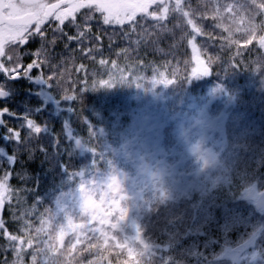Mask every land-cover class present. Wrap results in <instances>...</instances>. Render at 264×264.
Listing matches in <instances>:
<instances>
[{
    "label": "trees",
    "instance_id": "trees-1",
    "mask_svg": "<svg viewBox=\"0 0 264 264\" xmlns=\"http://www.w3.org/2000/svg\"><path fill=\"white\" fill-rule=\"evenodd\" d=\"M183 3L190 5L185 9L191 14L187 23L184 17L175 15L161 21L140 15L130 22L135 25L134 31L129 22L106 25L96 12L85 20L89 11H83L76 17L83 33L79 49L77 41L68 42L62 34L78 35L69 21L45 35L47 39L57 37L52 46L54 59L50 61L56 67L42 65L34 75L52 77V84L59 77L69 94L81 98L64 101L56 89L48 88L52 102L47 104L33 91L38 85L28 83L20 85L19 93L11 94L7 102L10 113L17 116L5 115L2 119L6 127L0 126V176L7 171L12 188L2 225L10 237L25 240L29 246L18 248L0 234V264H200L206 242L217 240L223 233L229 235L234 229L232 221L239 212H245L241 211L244 192L254 183H261L264 190V56L260 50L264 49V0ZM152 11L158 12L159 7L156 5ZM190 40L209 74L184 81L195 66L188 47ZM39 43H33L32 48H38ZM163 65H172L178 74L172 84L176 100L173 111L182 107L189 113L181 102L189 105L194 99L203 104L209 99L206 94L221 91L230 100L226 112L241 122L258 121L256 133L238 139V150L221 182L207 183L193 192H178L160 201L144 199L137 238L130 237L133 233L127 227L116 229L105 220V233L85 229L62 236L59 244L60 221L69 216L58 208L61 199L81 185L85 187L90 176L99 180L96 192L105 193L103 197L109 199L110 175L128 170L126 162L113 152L112 144L117 145L128 134L131 118L145 111L143 100L135 99L132 89L137 83L150 85V79ZM121 76L134 83L99 86L101 80H119ZM94 82L97 88L91 90ZM0 84L6 83L3 80ZM22 117L45 126L44 132L32 134L30 146L35 151L31 157L23 145L29 130ZM175 123L165 122L166 132ZM7 127L19 130L20 144L5 139L9 135ZM12 157L16 159L11 163ZM21 170L23 178L18 175ZM251 213L250 228H256V257L246 264H264V214L252 207Z\"/></svg>",
    "mask_w": 264,
    "mask_h": 264
},
{
    "label": "rangeland",
    "instance_id": "rangeland-1",
    "mask_svg": "<svg viewBox=\"0 0 264 264\" xmlns=\"http://www.w3.org/2000/svg\"><path fill=\"white\" fill-rule=\"evenodd\" d=\"M167 2L171 3L173 0H167ZM155 6V4L152 5L149 11H152ZM80 11L90 10L80 9ZM79 12L75 15L77 16ZM96 14L103 20L99 12ZM140 15L137 14V16ZM69 20H65L64 24ZM57 23L55 27H57ZM5 41L6 35L0 31V52H2ZM188 47L192 52V59L194 55L192 47L196 51L195 55L198 56L197 47L193 42L189 43ZM193 62L194 67H197L195 59ZM200 65L201 67L205 66L202 60H200ZM163 66L164 68L156 71L155 77L159 78L160 73H163L164 78L172 80L174 83L178 76L176 70L172 65ZM199 76L201 75L197 77ZM153 78L150 79V85L143 84L141 87L135 86L132 89L133 97L139 102L143 100L145 111L139 112L135 118H131L128 134L122 137L117 145L112 144L113 152L129 166L125 174L115 172L123 180L126 192L111 174L110 187L107 190H111L112 194L111 198L106 199L103 197L105 193L99 195L96 192L99 190L97 188L99 187L98 178L88 177L85 187L81 185L72 195L64 196L58 203L59 210L69 215L63 222L60 221L59 244L63 242L62 236L82 233L85 229L105 233L108 229L105 230V220L116 229L127 227V230L133 233V237H130L137 238L140 211L145 197L149 194L144 191L148 185L143 171L145 166L159 177L157 183L167 190L168 196H174L178 192H193L195 189L204 187L207 183L212 185L221 182L225 168L229 167L232 155L238 150V139L256 133L258 121L247 119L245 122H241L242 120L234 119L229 115V112H226L229 110L230 100L227 95L221 94V91H212L206 94L209 99L203 104H199L198 100L194 99L190 101L189 105H186L185 101L181 102L182 106L185 105L184 107L190 109L189 113L182 107L173 111V102L176 101L173 83L166 86L154 85L151 83ZM22 82L25 85L28 83H30L29 85H38L39 89L36 87L32 90L42 96L47 104L52 102L48 88L42 82L31 79H22ZM11 94L16 96L13 91ZM9 106L10 103H5V106H0V108L7 107L9 109ZM174 108L176 109V107ZM191 110L194 112L191 113ZM5 115L7 114L0 116V119ZM168 121L176 122L168 131L169 133L163 127L164 123ZM114 126L115 124L112 125V127ZM167 136L169 138L166 143ZM201 137L204 139L205 146L212 150L216 158L214 167L206 172L197 170L187 152V144ZM77 147L81 148L80 144ZM262 186L261 183L259 185L254 183L244 192L242 197L244 204L241 211L245 212H239V215L232 221L230 225L231 227L234 225V229L229 235L223 233L217 240L205 241L206 246L200 256V264H246L250 259L256 257V228H250L252 218L250 216H252L251 207L253 208L255 200L264 191ZM9 194L10 189L0 185V197H3L5 203ZM252 223L254 224V218ZM195 231H199V229L195 228ZM0 234L13 245H17L18 248L25 246L27 249L29 246V242L25 240L10 237L3 225L0 226ZM59 237L61 238L59 239ZM42 245L45 247V238Z\"/></svg>",
    "mask_w": 264,
    "mask_h": 264
},
{
    "label": "snow or ice",
    "instance_id": "snow-or-ice-1",
    "mask_svg": "<svg viewBox=\"0 0 264 264\" xmlns=\"http://www.w3.org/2000/svg\"><path fill=\"white\" fill-rule=\"evenodd\" d=\"M157 5L159 11H149L152 5ZM186 8H190V5L183 3V0H173L169 3L167 0H10V2L5 6V8L0 11V30H3L8 39L3 45V51L0 52V73L11 81H21L22 79H31L33 81L42 82L49 89H56L57 93L60 94V98L64 101H79L80 97L69 94L66 89L61 85L60 78L57 77L56 83H50L52 77L45 76L44 74L32 75L30 70L33 68L39 69L42 65L45 67L51 66L53 69L56 67L54 63H50L51 59H54V53L52 52V46H54L57 37L53 36L52 39H47L45 36V31L42 29L49 19H52L57 23V29L64 24L65 20H69L77 30L78 35H68L62 33L66 38V41H77L76 47L79 49L81 47L80 37L83 33L80 32V25L76 24V13L80 9H89L90 11L84 15V19H91V12H99L103 18V23L108 25H124L126 22H132L136 19L137 14H141L142 17H150L154 20L161 21L166 19L169 15H175L177 18L184 17L186 23L190 19V12L186 11ZM188 15H185V14ZM130 28L132 31L135 30V25L130 23ZM62 31V30H61ZM127 36V33H125ZM39 37V48L35 50L32 55L36 56L37 59L31 60L26 66L22 65L21 56L28 54L27 52L17 53L15 47L25 45L30 39ZM99 39V37H96ZM191 44L192 41L190 40ZM64 47L67 48L68 44L65 43ZM262 56H264V49H260ZM83 51L87 52L88 49L84 48ZM193 51V59H195L197 67L192 68V75L186 77L184 81H189L193 77L198 75H208V67H201L199 56L195 55L196 51ZM249 55L252 54L251 51L248 52ZM239 53L236 56H239ZM7 60V63H5ZM264 60V59H262ZM103 64L104 61L102 60ZM240 61H237L239 64ZM56 76V73H52ZM115 83L132 84L134 81L127 80L123 76L119 80L110 77L109 80H101L99 82L100 87H112ZM154 85H170L173 83L172 80L164 78V74L160 73L159 78L154 77L151 81ZM137 87H141L139 83L136 84ZM6 84H0V99L6 98L7 91ZM97 88L96 83L92 84L91 90ZM81 92L85 91L84 88L80 89ZM74 111V109H71ZM4 114H11L17 116L15 113H10L7 107L0 108V116ZM25 120V125L29 130L28 134L23 139V145L31 157L35 149L31 147L32 134L42 133L45 131V126L42 127L41 124L35 122L29 117H22ZM0 126H5L6 123L3 119H0ZM67 128V125H66ZM7 133L9 135L5 136V139H13L20 144V132L18 129H13L7 127ZM70 134V132H69ZM79 143V141H77ZM41 152L45 153L47 156V150L41 146ZM16 157L11 158V163L14 162ZM23 178V171L18 173ZM10 174L5 171L2 176H0V185L12 189L9 184ZM7 199V198H6ZM143 259V257H141Z\"/></svg>",
    "mask_w": 264,
    "mask_h": 264
},
{
    "label": "clouds",
    "instance_id": "clouds-1",
    "mask_svg": "<svg viewBox=\"0 0 264 264\" xmlns=\"http://www.w3.org/2000/svg\"><path fill=\"white\" fill-rule=\"evenodd\" d=\"M187 152L192 158V162L199 172H206L216 164L215 155L210 148L205 146V142L202 137L189 142L187 144ZM143 171L148 181V185L146 186L144 191L149 192V195L145 197V202L160 201L161 199H166L168 197V192L165 188L157 183L159 177L153 174L147 166H145ZM113 175L118 180L121 188L126 192L124 182L121 177L115 174V172H113Z\"/></svg>",
    "mask_w": 264,
    "mask_h": 264
},
{
    "label": "flooded vegetation",
    "instance_id": "flooded-vegetation-1",
    "mask_svg": "<svg viewBox=\"0 0 264 264\" xmlns=\"http://www.w3.org/2000/svg\"><path fill=\"white\" fill-rule=\"evenodd\" d=\"M9 2H10V0H7L5 2V4L7 5ZM49 2H51V0H49ZM81 13H82V11H80L78 13V15L81 14ZM56 23H57L56 21H54L52 19H49V21H47L44 25H42V29L46 30L45 34H47L50 30L56 28L55 27ZM0 31L3 32L6 35V33L3 30H0ZM7 39H8V36L6 35V40ZM37 41H39V37H36L34 39H30L25 45H19V46H15L14 45V46H11V47H15L16 48L17 53H23V52H27L28 53V54H25V55L21 56V60L23 61V64H22L23 66L27 65L29 62H31V60H33V57H35L34 59H37L36 56L32 55V53L39 48V44H38V48H34V49L32 48L33 43H35ZM2 51H3V49H2ZM5 63H7V60H5ZM30 72L33 75L34 72H35V69L34 68L31 69ZM3 80L6 83L7 88L9 89V90L5 89V90L10 95H11V91H13L16 94H18L19 93V89L21 88V86L23 84H25L24 82H22V80L21 81H11V80L7 79L4 75L1 76V74H0V83H2ZM10 89H11V91H10ZM0 106H5V103L0 102Z\"/></svg>",
    "mask_w": 264,
    "mask_h": 264
},
{
    "label": "water",
    "instance_id": "water-1",
    "mask_svg": "<svg viewBox=\"0 0 264 264\" xmlns=\"http://www.w3.org/2000/svg\"><path fill=\"white\" fill-rule=\"evenodd\" d=\"M7 0H0V11H2L6 4ZM2 18V17H0ZM8 99V94L6 95V98L0 99V101H5ZM254 209L258 212L264 213V191L257 197V199L254 202ZM4 210H5V204L2 200V198L0 197V224L3 220V216H4Z\"/></svg>",
    "mask_w": 264,
    "mask_h": 264
}]
</instances>
